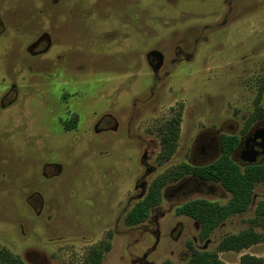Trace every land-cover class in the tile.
Returning a JSON list of instances; mask_svg holds the SVG:
<instances>
[{
	"label": "rangeland",
	"instance_id": "374dc122",
	"mask_svg": "<svg viewBox=\"0 0 264 264\" xmlns=\"http://www.w3.org/2000/svg\"><path fill=\"white\" fill-rule=\"evenodd\" d=\"M257 107L264 0H0V248L26 264H84L102 244L100 264H182L190 246L213 253L230 235L264 237L258 184L245 213L200 240L176 209L229 195L190 176L162 189L145 222H124L157 177L212 163L221 136L263 126ZM175 115V151L160 162ZM245 254L264 260V241L217 256Z\"/></svg>",
	"mask_w": 264,
	"mask_h": 264
},
{
	"label": "trees",
	"instance_id": "16d2710c",
	"mask_svg": "<svg viewBox=\"0 0 264 264\" xmlns=\"http://www.w3.org/2000/svg\"><path fill=\"white\" fill-rule=\"evenodd\" d=\"M259 101V96L258 100ZM255 118H264V111L256 109ZM180 117L175 115L166 122L160 131V153L158 161L165 162L175 151L179 133ZM66 130L76 127V119L64 125ZM238 140L234 136H221V156L205 166H190L182 164L168 170L157 177L149 185L143 199L136 203L126 214L125 225L134 227L145 222L150 211L161 202L162 189L168 183L180 181L190 176L201 182L219 185L228 195L227 203L221 205L204 199L190 200L179 206L175 213L194 220L199 226V239L205 240L223 221L233 215L245 213L251 204L253 190L256 185L264 184V164L244 165L243 167L231 159ZM255 218L264 222V201L257 203L254 209ZM264 241V237L253 231H243L236 235L223 238L215 252H200L189 247V258L182 264H224L217 254L221 252H236ZM109 250L108 244L91 248L84 264H100L103 254ZM0 264H26L20 258L13 256L7 250L0 248ZM164 264H173L165 262ZM239 264H264V260L251 255H242Z\"/></svg>",
	"mask_w": 264,
	"mask_h": 264
},
{
	"label": "flooded vegetation",
	"instance_id": "af4514ba",
	"mask_svg": "<svg viewBox=\"0 0 264 264\" xmlns=\"http://www.w3.org/2000/svg\"><path fill=\"white\" fill-rule=\"evenodd\" d=\"M234 137H236V136H234ZM236 138L238 140V143H237V146H236L234 152L231 155V159L233 160L234 156L239 155V159L241 160L242 167L244 165L258 164L257 163L258 158L261 156H264V152L262 153V151H264V148H263V145H264V124H263V126H259V127L254 128V130H252L249 134H247L245 136V138H243V139H240L238 137H236ZM219 149L221 152L220 140H219ZM252 151H257L258 153L255 157V161L253 163H248L247 159L249 157V154ZM214 154H216V150L213 147H210L207 149V152L205 154H203V156L204 157H210V156H214ZM220 156H221V153H220ZM206 165H208V164H206ZM202 166H205V165H202Z\"/></svg>",
	"mask_w": 264,
	"mask_h": 264
},
{
	"label": "water",
	"instance_id": "95a60500",
	"mask_svg": "<svg viewBox=\"0 0 264 264\" xmlns=\"http://www.w3.org/2000/svg\"><path fill=\"white\" fill-rule=\"evenodd\" d=\"M263 148H264V145H263ZM264 151H262L263 153ZM257 151H252L250 154H249V157L247 159L248 163H253L255 161V157L257 155Z\"/></svg>",
	"mask_w": 264,
	"mask_h": 264
}]
</instances>
